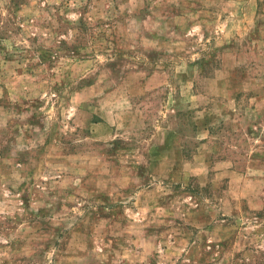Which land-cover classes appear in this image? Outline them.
Segmentation results:
<instances>
[{
	"label": "rangeland",
	"instance_id": "obj_1",
	"mask_svg": "<svg viewBox=\"0 0 264 264\" xmlns=\"http://www.w3.org/2000/svg\"><path fill=\"white\" fill-rule=\"evenodd\" d=\"M0 264H264V0H0Z\"/></svg>",
	"mask_w": 264,
	"mask_h": 264
}]
</instances>
